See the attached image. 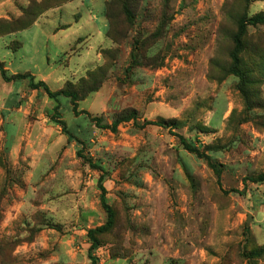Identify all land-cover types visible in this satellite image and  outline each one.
<instances>
[{
  "label": "rangeland",
  "instance_id": "374dc122",
  "mask_svg": "<svg viewBox=\"0 0 264 264\" xmlns=\"http://www.w3.org/2000/svg\"><path fill=\"white\" fill-rule=\"evenodd\" d=\"M39 1L0 17V61L64 72L56 82L52 71L48 87L76 89L89 115L30 87L18 92V115L1 114L0 264H56L66 239L79 256L69 264H264V182L244 181L264 175V24L238 36V20L264 11V0H142L119 45L105 35L107 0H70L33 36H9L32 16L15 23L21 8ZM131 110L136 121L102 127ZM180 136L209 155L219 183ZM41 150L48 163L34 177ZM99 176L114 222L94 234L92 263L86 232L106 220Z\"/></svg>",
  "mask_w": 264,
  "mask_h": 264
},
{
  "label": "trees",
  "instance_id": "16d2710c",
  "mask_svg": "<svg viewBox=\"0 0 264 264\" xmlns=\"http://www.w3.org/2000/svg\"><path fill=\"white\" fill-rule=\"evenodd\" d=\"M68 1H70V0H40L38 4L37 3L34 4V7L38 6L37 11H32L33 9H30L29 5L25 6V7L23 6L21 8V14L15 18V23H18L19 20H21V18H23L24 16H27V15H32L30 20H28V22H26L25 24H23L19 27H15V28L8 30L6 32L10 33V32H15V31H20V30L26 29L30 25H32L36 21V19L40 15H42L45 11H47L48 9L58 7V6L66 3ZM141 1L142 0H107L105 2L104 16H105V19L107 21V26H108L107 31H106V37L109 40H111L113 43L119 45L121 43V41H123V39L126 38L127 33L129 32V29L134 22V19L136 17V14H137V11H138V8L140 6ZM170 1L171 0H162V3H163V5L168 6V3ZM257 24H264V11H261L259 13L252 15V16H249V17H246V16L241 17L238 20V36L243 33L245 26H247V25L255 26ZM234 42H235V49L239 50L242 47L244 48V46L241 45V40L239 37H235ZM232 58H233L232 60L234 62H237V58H235L234 55L232 56ZM236 75L242 76V74H240V73L236 74ZM0 76L6 82H10L13 80L28 79V85L30 88H32V89L42 88L43 91L46 93V95L49 98L55 99V100L57 99L58 96L67 97V98H69L72 109L76 115H79L82 113L89 115L84 110H77L78 100L81 99V96L78 94L76 89H68L67 88L68 86H66L65 88H60L58 90L52 91L44 81H41V80L34 81V77L29 72L8 74L6 69L4 68V64L2 61H0ZM242 78H243V76H242ZM93 89L94 88H92V90ZM90 117H91V120L96 123V125H99V120L97 117H95V116H90ZM128 119H133L134 121H136L137 113L135 110H131L130 113L126 117H118V118L114 119L111 124L103 125L102 127H108L111 130L115 131L117 125L121 121L128 120ZM54 122H56L60 125L62 132L64 134H66L68 136V138L74 137L68 130H66L65 122L61 118H54ZM166 123L167 122H164V121L163 122L145 121L142 125L143 126L148 125V124L167 125ZM180 139H181V142H182L184 148L187 151L195 154L199 158L204 157L206 159L208 165L214 170L216 177L218 179V183H219L220 169L217 168L216 165L211 161V158L209 157V155L200 151L199 148L192 146L191 144L186 142L183 138H181V136H180ZM77 153L79 155V152H77ZM87 162H88L89 166H91V167H98V166H95L94 164H92L90 159H87ZM245 180H249L253 183L264 182V175H258L255 177H247V178H244V181ZM97 187L100 190L98 197H99L100 206L102 207V209L106 213V220L101 225L88 228L87 232H86V234H87V236L91 242L89 245V248H88V255H89V258L91 259L92 263H94V259L92 258L90 252L98 244L96 238L94 237V234L105 232L106 230H108L113 225V222H114L113 209L106 202V199H105V188L102 185V176H99V178H98ZM56 264H59V263H56Z\"/></svg>",
  "mask_w": 264,
  "mask_h": 264
},
{
  "label": "crops",
  "instance_id": "0c3cea01",
  "mask_svg": "<svg viewBox=\"0 0 264 264\" xmlns=\"http://www.w3.org/2000/svg\"><path fill=\"white\" fill-rule=\"evenodd\" d=\"M18 3H24V0H0V17H8L7 15L11 14V15H18L19 13V7H18ZM58 7H61L58 6ZM51 9L53 8H50L48 9L47 11H45L42 15H40L36 21L28 28L26 29H23L21 31H18V32H14V33H10L8 34L9 36H16L18 35V33H21V32H26L30 35V36H33V33H32V30L33 28L37 27L39 21L42 19V17L44 15H46V13L48 11H50ZM104 20H105V25L106 27L107 26V21L105 19V16H104ZM107 31V29H106ZM106 35V33H105ZM7 36V35H6ZM2 37V36H0ZM48 33H47V36L45 37L46 38V41H45V46L47 47V40H48ZM33 43V41H31V44ZM33 45H41V44H36V43H33ZM58 55V54H57ZM47 59V58H46ZM11 65V63H9ZM47 65L48 64V59H47ZM35 70H32L31 68H28L27 72H29L34 78H37V80H41V81H44L45 83L47 82V79L48 77H50L52 74L51 72L54 71L53 75H55V77H53L54 79H56V82H58L59 80H61V76L64 75V72H58L57 70H53V66L50 68H45L44 70L42 69H38V65L35 63L34 66ZM32 67V68H33ZM82 66H80L78 68V71L79 70H82L81 69ZM4 68L7 69V70H10L8 66H5V63H4ZM37 68V69H36ZM42 70V71H41ZM57 71V72H56ZM10 74H16V73H23L19 70H13L11 71L10 70ZM52 75V76H53ZM35 81V80H34ZM47 84V83H46ZM29 87L28 85V79H21V80H13V81H10V82H6L4 81L1 76H0V124L2 123V113L4 112H10L11 109L14 110V114H13V117H15L16 115H18L17 111H20L21 110V105H19L20 107H17L16 104L18 102V100L20 99V95H18V92L20 90H23L24 88H27ZM59 88V87H58ZM31 90H35L37 91V89H31ZM15 108V109H14ZM219 112H220V115L222 116L225 112V110L223 111V106L220 108L219 107ZM223 113V114H221ZM15 115V116H14ZM23 116V115H22ZM13 125H11V127L13 128V126L17 125V123L15 124V122L13 121L12 122ZM7 128V134H9V137L12 136V138L14 137L13 135H11V133H14V131L10 130V128ZM11 135V136H10ZM14 149V148H13ZM15 151V149H14ZM27 156H33V155H27ZM36 157H40V161L38 162V165L36 166V171L34 172V177L37 175V173L42 169V167H44L45 164L48 163V157L49 155L46 154V151L45 150H41ZM37 162V161H36ZM36 162L33 161V164H35ZM32 176V180L35 179L33 178ZM71 240L70 239H66V240H62L61 241V244H60V249L58 251V253L56 254V256L53 258V261H56L57 263H63V264H69L70 262L74 261V260H77V258L79 257L78 256V253H75V255H73L71 249H68V243L70 242ZM49 262L47 260H44L43 262H41L40 264H48Z\"/></svg>",
  "mask_w": 264,
  "mask_h": 264
}]
</instances>
